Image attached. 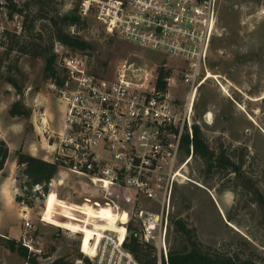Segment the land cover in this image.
<instances>
[{
	"label": "rangeland",
	"instance_id": "obj_1",
	"mask_svg": "<svg viewBox=\"0 0 264 264\" xmlns=\"http://www.w3.org/2000/svg\"><path fill=\"white\" fill-rule=\"evenodd\" d=\"M80 3L81 0H30L16 9L0 8V138L11 144L16 135L30 139L34 145L31 154L43 159V146L54 138L47 139V132L39 128V117L48 120L49 131L55 132L60 123L57 94L49 85L51 70L46 75L43 70L45 57L54 55L53 62L56 60L58 40L54 33L59 25L85 42L83 48L68 46L71 52L87 54L89 66L104 75H109L117 60L125 56L149 65L180 63L167 54L110 34L93 9L85 15L79 13ZM216 3L218 33L212 40L208 66L227 93L213 77L197 89L192 126L198 125L213 150V165L209 166L193 150L184 172L187 178L175 184L169 205L167 255L195 245L202 251L231 255L237 264H264V0ZM72 11L79 20L61 23L59 16ZM161 58L164 59L160 61ZM54 68L59 74L57 64ZM170 88L184 93L179 82ZM14 101L28 114L11 115L9 108ZM207 111L208 122L203 119ZM186 153L188 149L183 147L180 159ZM2 174L14 184L15 196L32 203L15 199L6 211L7 223L15 224L17 229L6 237L25 246L21 234L27 218L32 224L27 234L32 236L34 247L29 250L25 246L26 255L11 250L9 264H22L24 260L51 264L56 258L69 262L79 254V248L94 254L89 246L91 232L108 227L102 220L110 216L111 206L86 202L85 197L103 198L87 177L59 169L44 192L38 183L24 191L21 184L25 177L17 164L11 175ZM110 196L119 200L121 207L130 206L120 193ZM105 209L108 210L102 212ZM150 209L156 210V206ZM179 223L191 229L189 237ZM138 226L137 220L129 222V228ZM6 237L0 238L2 244Z\"/></svg>",
	"mask_w": 264,
	"mask_h": 264
},
{
	"label": "built area",
	"instance_id": "obj_2",
	"mask_svg": "<svg viewBox=\"0 0 264 264\" xmlns=\"http://www.w3.org/2000/svg\"><path fill=\"white\" fill-rule=\"evenodd\" d=\"M30 0H0V8L16 9ZM94 10L105 29L128 43L167 54L180 63L148 64L130 56L117 60L109 75L94 71L87 54L71 52L57 42V57L50 87L64 104L61 126L49 131L46 159L87 177L102 199L85 197L87 203L126 210L122 239L119 232L102 230L95 254L79 247V255L64 264H145L126 248L132 233L152 247L151 264H169L167 228L169 205L175 184L187 178L185 169L193 153L194 100L198 87L208 78L209 50L218 33L216 0H81L79 13ZM71 31H74L73 28ZM164 58H161L163 60ZM163 87L157 85L160 69ZM219 87L223 83L217 77ZM179 82L184 93L170 86ZM208 111L203 119L209 121ZM188 153L180 159L183 138ZM54 174V175H55ZM123 196L128 208L111 193ZM156 206V210L150 209ZM137 220L138 227L129 228ZM32 224L25 218L23 244L34 249ZM36 249V248H35Z\"/></svg>",
	"mask_w": 264,
	"mask_h": 264
},
{
	"label": "trees",
	"instance_id": "obj_3",
	"mask_svg": "<svg viewBox=\"0 0 264 264\" xmlns=\"http://www.w3.org/2000/svg\"><path fill=\"white\" fill-rule=\"evenodd\" d=\"M61 23L73 24L79 20V15L76 12L65 13L59 16ZM54 24H57V20H53ZM57 42L64 44L66 46L83 48L85 42L78 40L77 36L70 34L65 27L59 25L54 33ZM19 50L29 53V50L20 47ZM54 55L45 57L44 60V74L51 70V76L55 73V68L53 66ZM165 73L163 68L159 71V76L157 78V85L163 87L164 82L162 77ZM9 113L11 115H27L28 111L24 106L20 105L18 101H14L9 108ZM183 147L188 148V138L184 136ZM192 144L194 152L198 153L202 158L206 160L209 166L213 165V150H211L208 144L205 142L201 136L200 129L198 125H193V137ZM8 156V145L6 141L0 138V169L3 168L6 157ZM15 160L19 167L20 173L25 177V181L22 182L21 186L25 187L24 191H29L33 184H40L42 190L47 192V183L55 178L57 163L43 159L39 156L31 154L22 147L15 150ZM55 174V175H54ZM51 179V180H50ZM49 182V183H50ZM16 201L23 202L27 205H31L30 200H25V198L20 195L15 196ZM108 209L103 210L102 212ZM100 213V215L102 214ZM179 228L184 231L188 237L191 235V229L187 228L182 223H179ZM194 235V233H192ZM15 238L6 237L3 244L10 250L17 249L21 254L26 255L25 246L18 244ZM24 247V250L21 248ZM126 248H128L133 255L142 263L151 264L155 259V254H153L152 247L149 244H145L139 240V238L132 233L126 237L124 242ZM148 248V249H147ZM152 254V255H151ZM79 255V254H78ZM150 257H147V256ZM31 263H36L34 260H28ZM169 264H237L235 258L228 254L211 253L207 251H202L197 246L192 245L187 251H174L170 252L168 255ZM60 258H56L51 262V264H64Z\"/></svg>",
	"mask_w": 264,
	"mask_h": 264
},
{
	"label": "crops",
	"instance_id": "obj_4",
	"mask_svg": "<svg viewBox=\"0 0 264 264\" xmlns=\"http://www.w3.org/2000/svg\"><path fill=\"white\" fill-rule=\"evenodd\" d=\"M58 106L60 109V123L59 127L61 126V115L64 110V104L57 98ZM48 121V120H47ZM8 145V156L6 157V160L4 162V166L2 169H0V238L6 237L8 233L13 232L11 231L14 229L16 231V225L7 223L8 218H6V211L10 209V207L15 203V190L12 189V183L11 180L5 179L3 177L2 173L11 175L12 171H14L16 166V160H15V150L19 147H22L23 150L33 153V143L30 139H21L20 135H16L15 143L11 144L10 141L7 140ZM12 153H14L13 156ZM8 166V168H7ZM7 219V220H6ZM13 253L8 247H6L4 244L0 242V264H9V258ZM22 264H30L27 260H24L21 262Z\"/></svg>",
	"mask_w": 264,
	"mask_h": 264
},
{
	"label": "bare ground",
	"instance_id": "obj_5",
	"mask_svg": "<svg viewBox=\"0 0 264 264\" xmlns=\"http://www.w3.org/2000/svg\"><path fill=\"white\" fill-rule=\"evenodd\" d=\"M208 76H212V72L209 70ZM217 77V76H214ZM221 88V87H220ZM225 93H227L225 86L223 85V88H221ZM264 98V97H263ZM43 121H45V117H43ZM39 128L41 130L42 126H39ZM111 213L110 216L106 219V220H102L100 218V216H96V219H100L104 222H107L109 225H107V228H104L103 230H114L116 232H119L117 234H119V238L122 239L124 232L122 230H124V225L123 223L126 222L127 220V214H126V210H116L112 207H109ZM91 238L89 240V246H92L94 249V254H95V246L98 244L101 236L103 235V231H96V232H91Z\"/></svg>",
	"mask_w": 264,
	"mask_h": 264
}]
</instances>
